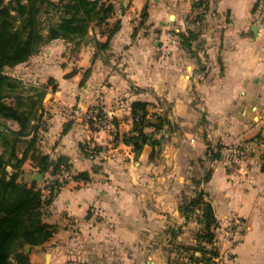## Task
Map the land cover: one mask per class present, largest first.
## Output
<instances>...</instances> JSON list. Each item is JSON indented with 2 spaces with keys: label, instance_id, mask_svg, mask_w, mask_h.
<instances>
[{
  "label": "crops",
  "instance_id": "crops-1",
  "mask_svg": "<svg viewBox=\"0 0 264 264\" xmlns=\"http://www.w3.org/2000/svg\"><path fill=\"white\" fill-rule=\"evenodd\" d=\"M195 1L123 0L116 8L113 0L106 23L120 20L111 40L120 70L105 65L91 38L79 46L56 38L13 68L22 80L37 78L34 84L55 80L41 109L40 147L67 156L73 175L91 176L69 179L47 206L44 221L57 230L33 247V263L197 264L192 256L213 242L198 238L201 211L187 218L183 204L204 189L219 252L233 250V264H264V0H206L200 20ZM168 28L177 42L167 53ZM190 29L199 35L187 45ZM72 48L78 53L70 58ZM98 96L115 127L73 113ZM137 100L149 103L153 120L171 122L155 133L164 138L154 158L151 144L137 155L122 139ZM209 147L220 157L208 155ZM27 168L32 180L38 170L30 159ZM206 170L209 180L197 185ZM44 178L40 186L50 175ZM236 220L241 237L226 242L222 230Z\"/></svg>",
  "mask_w": 264,
  "mask_h": 264
},
{
  "label": "trees",
  "instance_id": "trees-1",
  "mask_svg": "<svg viewBox=\"0 0 264 264\" xmlns=\"http://www.w3.org/2000/svg\"><path fill=\"white\" fill-rule=\"evenodd\" d=\"M201 6L207 9L206 0L194 2L195 9ZM114 9L113 0H0V264H36L31 261L26 247L29 245L33 249L42 245L55 234L57 225L44 221L45 210L69 181L52 179L45 184L50 187L51 195L44 198L39 180L32 179L29 183L21 178L28 159L45 177L59 173L62 165H69V158L64 155L53 158L39 143L41 109L48 85L54 84L55 80L51 78L46 84L27 86L20 78L7 73L6 68L29 60L56 38H64L77 46L91 38L97 49L96 55L102 54L101 51L111 47V40L120 27V20H117L112 28H102ZM50 10L56 18L49 17L45 25L42 15ZM97 26L101 28L99 31ZM99 34L106 35V40H101ZM198 35L196 29H190L182 37L188 45L190 39ZM148 104L142 100L133 102V128L129 134L124 133L122 139L134 147L137 155L146 143L151 144L154 147L151 157L154 158L164 138V135L156 137L155 133L171 122L163 115H157L154 120L149 117ZM151 126L154 131L148 132L146 129ZM258 136L264 143V136ZM86 153L89 154L87 150ZM207 154L215 159L221 152H213L209 147ZM211 173L206 170L195 180L197 185L203 180L208 181ZM73 178L89 181L91 176L88 172H80ZM205 194L204 189H197L194 197L185 200L183 211L187 218L197 213L196 210L201 211L198 238L210 243L218 222L213 204ZM202 253V256L193 255L192 258L209 261L219 249L203 248Z\"/></svg>",
  "mask_w": 264,
  "mask_h": 264
},
{
  "label": "built area",
  "instance_id": "built-area-1",
  "mask_svg": "<svg viewBox=\"0 0 264 264\" xmlns=\"http://www.w3.org/2000/svg\"><path fill=\"white\" fill-rule=\"evenodd\" d=\"M201 10L204 11L203 8ZM176 42H177V37H176L175 33L167 32V36H166V51H167V53L170 52L171 48L175 45ZM99 101H100L99 98H95L91 102L89 109L83 110L81 107L80 109L79 108L73 109V113L77 116L78 115L81 116V115L85 114L86 118L94 119L95 121L100 123L105 128L112 127L111 126V120H109L107 118V116L105 117L101 112H99V111H101V109H100L101 103H99ZM101 101L103 103L102 98H101ZM63 110H66V108L63 107ZM71 175H72V168H71L70 164L69 165H62L61 171L57 174L50 175V180H48L46 184L52 182V179H58L61 182L65 181L66 179H69L71 177ZM42 187H43L44 198H48L51 195L50 187H48L46 185H44ZM239 224H240V221L236 220V222L233 225L229 224L230 229L225 228L224 230H222L223 239L226 242L233 243L237 239H240L241 230L238 227ZM218 241H219V236H217L215 234V236L213 238V244L218 245ZM234 259H235V255H234L233 250L227 249L223 254H221L219 252L217 255L213 256L209 261H204V260L200 259L196 263L197 264H233Z\"/></svg>",
  "mask_w": 264,
  "mask_h": 264
},
{
  "label": "rangeland",
  "instance_id": "rangeland-1",
  "mask_svg": "<svg viewBox=\"0 0 264 264\" xmlns=\"http://www.w3.org/2000/svg\"><path fill=\"white\" fill-rule=\"evenodd\" d=\"M117 2H116V8L118 7V8H121L122 7V2H123V0H116ZM201 9L203 8L204 10H205V8L203 7V6H201L200 7ZM201 9H199V8H197V11L198 12H196L195 14V18H196V20H200L201 18H202V10ZM200 12V13H199ZM53 15V16H52ZM43 21H44V23H45V25L48 23V21H49V17H53L54 19L56 18L55 16H54V11H52V10H50V11H48V12H45V13H43ZM201 16V17H200ZM116 19H117V17L116 18H114L113 17V19L111 20V21H109L108 23H113V24H115V21H116ZM107 24V23H106ZM106 24L105 23H103V25H102V27L103 26H106ZM97 27H99V26H97ZM166 32H172V33H175V34H177L176 33V31L175 30H173L172 28H168L167 30H166ZM45 49V48H44ZM43 49V47H42V49L41 50H44ZM71 50V49H70ZM77 53H78V50H74L73 48H72V50H71V52L69 53L70 54V58H73L75 55H77ZM101 58L104 60V62L106 63L105 65H107V66H109V64H111V66L113 67L112 69L113 70H120V65H119V62L117 61L118 60V55L115 53V52H113L112 51V48L110 47V48H108V49H104L103 51H101ZM111 59H114V60H116V63L115 64H113L112 63V61H111ZM6 71H7V73H9L10 75H12V76H14V77H16V78H18V76H21V74H22V72L20 71V70H18V69H13V68H6ZM34 79L35 78H33V79H24V80H22L25 84H27V86H30L31 84H34L35 82H33L34 81ZM37 79V78H36ZM35 79V80H36ZM37 82V81H36ZM36 85H43V83H39V84H37L36 83ZM54 86H56L57 87V84H50V85H48V88H47V95H46V97H45V100H44V103L48 100V99H50L51 97H52V92H55L52 88L54 87ZM49 92H50V94H49ZM98 98H99V103H101V105H100V109H101V111H102V114L106 117L107 115V113L104 111V109H103V103H102V101H101V96H98ZM91 104V103H90ZM74 105H75V103H74ZM100 112V111H99ZM107 118L109 119V120H111V117H109V116H107ZM87 119H90V118H87ZM90 120H93V121H95L94 119H90ZM111 126H114L115 127V125H112L111 124ZM113 127V128H114ZM122 135V132H120L119 133V136H121ZM119 139H120V137H119ZM9 170H12L11 169V167H9ZM73 170H72V175H71V177L69 178V179H73ZM30 176H31V168H27V169H24V171L22 172V176H21V178L23 179V180H26L27 182H31V180H30ZM47 176V175H46ZM45 176V177H46ZM42 179H44L45 181L47 180V179H45L44 177H42ZM68 179V180H69ZM50 180V179H49ZM216 230H214V232H215ZM27 246H29V245H27ZM206 246H208V247H206L207 249H209V250H212V249H214L215 250V246L216 245H214V244H209V245H206ZM217 248H218V245L216 246ZM27 248V247H26ZM219 249V248H218ZM31 251H32V249H31V247H30V250L29 251H27L26 250V252H29V255H30V253H31ZM48 259L50 258L49 256L47 257Z\"/></svg>",
  "mask_w": 264,
  "mask_h": 264
},
{
  "label": "water",
  "instance_id": "water-1",
  "mask_svg": "<svg viewBox=\"0 0 264 264\" xmlns=\"http://www.w3.org/2000/svg\"><path fill=\"white\" fill-rule=\"evenodd\" d=\"M173 17V16H172ZM258 25H253V29L257 32L258 30ZM42 177H43V175L40 173V172H36L35 173V175H34V177H33V179H37V180H42ZM26 250L27 251H29L30 250V246H27V248H26ZM50 255V253H48V256Z\"/></svg>",
  "mask_w": 264,
  "mask_h": 264
}]
</instances>
